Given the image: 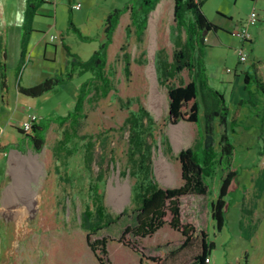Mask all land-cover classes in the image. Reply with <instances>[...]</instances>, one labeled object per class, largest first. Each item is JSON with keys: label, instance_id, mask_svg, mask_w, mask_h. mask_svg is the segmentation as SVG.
<instances>
[{"label": "rangeland", "instance_id": "374dc122", "mask_svg": "<svg viewBox=\"0 0 264 264\" xmlns=\"http://www.w3.org/2000/svg\"><path fill=\"white\" fill-rule=\"evenodd\" d=\"M26 1L0 0V264H100L87 241V233L98 221L100 204H104L109 215L115 217L135 205L139 191L143 186L147 188L151 180L162 188L180 186L179 153L189 147L198 146L199 151L204 148L202 142L207 124L205 100L199 92L198 122L173 124L168 120V92L159 83L155 59L162 49L168 54L173 52L171 27L174 24V4L172 0H163L160 4H164L165 8L158 22V42L153 55L149 29L154 11L150 14L141 41L134 28L127 34L130 13L121 19L109 48V65L116 74V90L93 105L86 102L87 119L78 134L73 135V130L66 127L70 123L61 125L62 118L73 112L82 86L92 74L75 71L74 77L66 79V73H52L59 69V64L45 61L42 45L45 35L34 26L27 59L20 73ZM126 2V5L121 4L122 9L133 3L140 6L137 0ZM252 5L251 0H210L205 4V10L211 22L219 13L226 20H215L229 27L228 20L232 15L234 21L249 18ZM218 7L226 14L217 11ZM60 26H67L62 14L59 17ZM218 31L222 33L224 43H217L214 39L211 44L206 43L202 63L209 86L224 95L228 108L227 127L234 150L231 158H223L221 169L235 170L237 176L225 197L226 224L221 231L211 217V202L219 193L222 170L215 179L208 181V195H191L181 199L182 221L192 223L199 237L204 231L208 242L214 244L210 250L211 264H264V96L252 102L243 90L231 89L229 82L233 74L230 71L239 58L235 46L243 40L233 34L235 30ZM208 33L212 37L216 35L215 30ZM56 34V30L48 33V39ZM99 44L95 42L92 45L97 47ZM55 46L53 42L48 43L50 51L54 52ZM84 47V58L90 60L94 55L91 46L84 44ZM260 50L264 52V45ZM126 54L131 56L130 77L124 72ZM152 64L158 87L166 95V103L158 111L148 104L153 90L149 75ZM45 74L54 75L46 78ZM183 77L187 82L190 80L187 72L183 73ZM56 78L65 80L40 96L20 90V87L32 89ZM241 96L246 103L239 106L237 102ZM140 106L149 111L154 119L144 121V127H137L144 144L143 151H147L152 162L150 168L144 165V169L138 170L128 161L130 132L125 121L130 113L139 117ZM31 115H36L37 122L44 128L40 135L44 136L45 142L40 149L29 135L32 132L21 131ZM181 124L184 127H180ZM213 127L215 149L221 152L220 138L225 127L221 126L220 117L214 118ZM65 130L71 136H64ZM175 130H182L184 134V142L179 149L173 141ZM30 153L40 156L45 172L38 182L33 183L38 194L36 213L28 218L25 229H20L1 213L2 199L13 183V155L27 156ZM162 157L172 164L173 182L163 181L164 173L159 168ZM116 177L122 184L129 182L132 189L130 201L120 209L112 206L109 200L111 181L118 185ZM110 216H105L100 224L106 225ZM129 225L131 219L126 215L92 237V242L103 238L108 241L107 255L100 251L105 264H192L193 256L201 252L197 243L193 248L172 255L180 249L183 237L168 225L144 239L124 234Z\"/></svg>", "mask_w": 264, "mask_h": 264}, {"label": "trees", "instance_id": "16d2710c", "mask_svg": "<svg viewBox=\"0 0 264 264\" xmlns=\"http://www.w3.org/2000/svg\"><path fill=\"white\" fill-rule=\"evenodd\" d=\"M163 0H140L139 8L129 6L120 10L112 11L105 21V42L94 53L93 57L84 63H81L83 72H90L92 77L87 80L81 89L78 101L73 112L62 118L61 125L67 129L73 130V135H77L82 123L87 119L85 112L86 102L90 105L107 98L113 90H116V74L109 65V48L114 42V36L118 30L121 19L126 12H130L131 23L127 26V34L134 28L141 41L147 29L150 14L155 11ZM174 4V24L171 27V43L174 46L172 54L165 50L158 51L155 59L158 80L160 85L167 88L169 100L168 120L177 124L180 121L191 123L198 122L200 114V103L198 94L202 92L207 108L206 134L202 144L204 148L198 150V146L189 147L182 150L179 155L181 166L182 183L174 188H162L155 180L144 186L135 198V205L132 208H126L119 215L112 217L107 212L104 204H100L98 212V221L95 227L87 233V241L91 250L100 264H105L103 255H107L108 241H91L92 237L112 224H115L123 216L128 215L131 219L124 234H131L136 238H147L155 235L165 226L171 227L174 231L180 233L183 237V243L178 251L195 247L197 243L201 246V252L195 254L192 258V264H208L210 259V250L214 244L208 242V236L203 231L199 237L196 227L192 223L182 221L181 199L186 196H206L210 192L209 180H213L221 172L223 158H231L233 154V145L230 142L228 132V108L226 106L224 95L212 89L206 76L202 59L204 58V49L206 45V33L219 28L210 21L204 12V5L208 0H172ZM47 4L44 0H27L24 22V35L21 41L22 61L19 67L21 73L24 62L27 59L29 40L38 11L42 5ZM142 14V15H141ZM69 27L81 38H85L79 29L70 22ZM197 55L199 61L197 59ZM253 83L257 89L264 95V63L254 62ZM124 72L127 77L131 76V56L125 55ZM187 72L190 80L187 82L183 73ZM4 81L6 76L2 75ZM72 74L66 79H71ZM65 79H49L43 84L32 89L20 90L26 94L40 96L42 93L50 90L55 84L63 82ZM248 83V81H247ZM120 102L122 100L119 98ZM244 102H242L243 104ZM241 106V105H239ZM128 109V108H127ZM139 117L133 113L129 114L125 124L129 127V163L135 168H150L151 157L147 151H143L144 144L140 139V132L137 127H144V121H153V116L143 106L139 107ZM220 117L221 126L225 127V132L221 135V152L215 149V137L213 133L214 118ZM235 119L233 120V122ZM44 128L37 121H34L29 132L31 139L36 147L40 149L45 138L40 135ZM22 132L26 131L21 129ZM28 133V132H27ZM64 136H71L68 130H65ZM93 149L95 147H92ZM95 152V151H94ZM145 165V166H144ZM144 166V167H143ZM237 176L235 170H222L221 186L215 200L211 202V217L217 223L218 230H222L226 224V201L225 197L229 193V188ZM138 184V182H137ZM110 216L106 225H101L104 217Z\"/></svg>", "mask_w": 264, "mask_h": 264}, {"label": "crops", "instance_id": "0c3cea01", "mask_svg": "<svg viewBox=\"0 0 264 264\" xmlns=\"http://www.w3.org/2000/svg\"><path fill=\"white\" fill-rule=\"evenodd\" d=\"M126 1L127 0H59L54 4L42 5L35 19L34 27L38 32H43L45 35V37L42 38L45 61L59 64V69L54 70L52 73H66L67 76L72 74L73 77L76 75L75 71L82 73L83 68L81 63L89 61L86 60L83 55L85 49L84 44H89L91 46L90 50H92L93 53L104 44L105 21L107 16L114 10L122 9L121 4L123 3L126 5ZM137 1L139 3L140 0ZM209 1L210 0H208L207 3ZM251 1L253 3L252 12L256 11L259 14V21L256 24H248L249 18L246 20L238 18L237 21H234L235 17L232 15L229 20L227 19L228 22H230L228 27L227 24H222L218 22V20H215L219 18L224 19V16L219 13L216 15L213 22L219 30L227 32H232L247 26L251 38L248 41L237 43L235 46L239 58L234 64L235 68L230 71V73L233 74V79H231L229 83L233 91L236 89H238V91L243 90L247 94L246 97L253 102L254 99L264 96L253 83L252 69L254 62L261 61L264 63V52L260 50V47L264 45V0ZM79 3L82 5L81 9L74 8V6ZM129 7L139 8L136 3L129 4ZM217 11L226 14L220 7L217 8ZM204 12L207 17L210 18L208 12L205 10V5ZM129 13V11L126 12L123 17ZM61 14L64 19L66 18L67 26L64 28L62 26L59 28V17ZM129 20H131L130 14ZM70 22H72L76 28L80 30L82 35L88 39H83L74 32L69 27ZM53 30L57 32L56 36L52 35L51 38L48 39V33H51ZM215 34L216 35L212 37L210 33H206V43L211 44L214 39L215 42L223 44L224 38L222 33L217 30ZM49 42L55 43L54 52L50 51L48 47ZM95 42L100 43L99 46L94 47L92 44ZM241 52L248 55V61L246 63L240 61ZM53 75L54 74H45V77L50 78ZM242 102L246 103L241 96L237 104L242 105ZM211 263L212 260L209 264Z\"/></svg>", "mask_w": 264, "mask_h": 264}, {"label": "bare ground", "instance_id": "6f19581e", "mask_svg": "<svg viewBox=\"0 0 264 264\" xmlns=\"http://www.w3.org/2000/svg\"><path fill=\"white\" fill-rule=\"evenodd\" d=\"M164 4H160L154 11L150 21V40L152 43V55L156 48L158 38V22L162 18ZM149 75L153 82V90L149 96L148 104L154 110H159L163 103H166V95L158 87L154 64L149 68ZM180 127H184L181 124ZM173 141L177 149L183 145L184 134L182 130L173 131ZM11 163L13 183L6 189L2 199L1 213L10 221H14L20 229H25L28 218L36 213L38 207V194L33 188V183L38 182L40 175L45 172V164L40 160L39 155L30 153L27 156L14 154ZM160 171L164 173L163 181L173 182L175 174L172 172V164L165 157L160 162ZM118 185L111 181L109 200L116 209L122 208L130 201L132 189L130 183L122 184L119 177H116ZM30 221V220H29ZM29 223V222H28Z\"/></svg>", "mask_w": 264, "mask_h": 264}, {"label": "built area", "instance_id": "2783aa9c", "mask_svg": "<svg viewBox=\"0 0 264 264\" xmlns=\"http://www.w3.org/2000/svg\"><path fill=\"white\" fill-rule=\"evenodd\" d=\"M47 4H54L57 3L59 0H44ZM82 5L81 3L77 4L74 6L76 9H81ZM259 21V14L256 11H253L249 17L248 24L254 25ZM234 35L237 37L241 38L243 41H248L250 40V33L248 32L247 26L241 27L238 30H235ZM240 61L242 63H246L248 61V55L244 52L240 53ZM34 121H37V116L36 115H31L30 116V121L26 122L23 126V130L26 132H29L31 130L32 124ZM207 263L210 262V259L206 260Z\"/></svg>", "mask_w": 264, "mask_h": 264}]
</instances>
